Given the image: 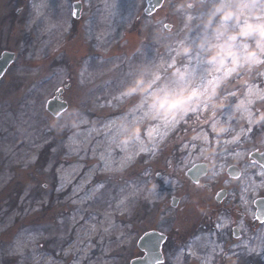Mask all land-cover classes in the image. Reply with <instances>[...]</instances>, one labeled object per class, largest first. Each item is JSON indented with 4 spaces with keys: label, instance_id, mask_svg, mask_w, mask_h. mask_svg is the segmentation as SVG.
Here are the masks:
<instances>
[{
    "label": "clouds",
    "instance_id": "clouds-1",
    "mask_svg": "<svg viewBox=\"0 0 264 264\" xmlns=\"http://www.w3.org/2000/svg\"><path fill=\"white\" fill-rule=\"evenodd\" d=\"M29 3L34 13L29 27L41 18L45 21L38 29L37 67L29 73L37 77L47 56H57L68 48L71 27L49 22L40 5L34 0ZM102 3L105 12L95 45L98 61L92 65L82 58L75 74L78 94L66 111L52 115L46 125L57 136L67 133L66 156L83 160L87 154L93 161L85 173L87 178L74 186L71 204L90 208L97 197H103L106 187L109 190L112 202L102 210L103 219L85 221L87 227L81 226L86 238L100 231L108 233L114 214H130L137 200L151 197L157 185L149 181L137 188L130 174L138 165L155 163L165 149L181 153L191 149L189 160L178 169L169 161L177 175L194 159L206 165L211 177L226 155L239 163L241 157L234 154L245 144L264 146V0H165L164 22L148 21L134 47L123 41L121 48L126 52L117 48L120 42L110 35L109 16L119 0ZM147 43L154 45L152 56L145 54ZM71 79L65 75L63 82ZM14 123L19 138L8 150L15 154L17 146L30 145L21 149L23 155L17 161L26 167L35 162L36 151L50 138L36 143L23 114ZM84 167L74 168L68 183ZM98 176L106 179L96 181ZM198 186L204 187L203 182ZM113 188L117 190L113 192ZM86 189L87 194L82 195ZM37 211L39 206L32 209ZM16 215L20 213L0 224V233L13 226ZM52 235L55 233L20 232L6 256L17 257V264H64L40 251L42 241ZM78 250L79 244L73 243L63 254L67 257Z\"/></svg>",
    "mask_w": 264,
    "mask_h": 264
},
{
    "label": "rangeland",
    "instance_id": "rangeland-1",
    "mask_svg": "<svg viewBox=\"0 0 264 264\" xmlns=\"http://www.w3.org/2000/svg\"><path fill=\"white\" fill-rule=\"evenodd\" d=\"M34 2L43 8L49 22L68 25L72 22L71 8L68 7L66 10L61 3H54L51 0H34ZM167 7L168 5L164 2L163 6L154 14L147 16L144 12L145 0H119L118 7L109 16L111 38L120 42L117 44V48L126 52L125 48H121L123 41L128 42V47H134L137 38L143 35L141 31L143 25L148 21L158 19L162 23L164 22ZM101 15L96 14L94 21H87L84 37L81 26L74 33L71 28L68 36V48L62 50L57 56H47L40 65V75L32 77L29 73L34 67H37L35 57L40 46L38 29L44 26L45 21L41 18L36 25L29 27L34 16L29 0H0V54L5 50L17 54L15 62L7 69L8 71L0 81V184H3V187L0 188V224L7 222L13 213H20L15 216L13 226L0 233V261L2 264H17L18 258L8 257L6 252L14 237L20 232H24L25 235L41 231L55 233L49 239L42 241L43 248L40 251L53 255L64 264H72L73 261H79L80 264H97L88 257L91 254L94 256L98 254L97 252L93 254V250H98L97 244L103 245L105 240L115 241L116 239L133 241L137 237L138 229H135L136 220L134 218L137 211L135 208L140 206L138 204L140 199L136 201L135 208L130 214H114L108 233L100 231L96 236L85 237L81 226L87 227L85 221L99 223V220L103 219L102 210L112 202L109 199V190L106 187L103 190V197H97L90 208L72 205L71 194L74 191V186L79 185L82 179L87 178L85 173H88L93 161L88 158L87 154H84L83 160L66 156L63 145L67 133L57 136L46 128L48 120L52 116L46 109V103L49 98L54 96L59 87H66L68 84V82H63V77L65 75L72 77L69 81L71 87L64 93V97L70 105L72 98L78 94L75 74L82 58H87L92 65L98 61L99 54L95 51L97 31L94 27L91 29L90 23L95 25L98 22L99 24ZM144 51L146 55L152 56L154 45L147 43ZM21 114L28 120L29 131L35 133L36 143L50 138L49 143L44 144L36 151L38 158L35 162L29 163L26 167L17 161L23 155L21 149H28L31 147L30 145L17 146L15 154L8 150L9 146L15 145L19 138L14 121L19 122ZM175 147L178 148L179 145ZM91 151L92 149L89 148L88 154ZM253 151L262 152L264 146L256 142L247 143L234 154L241 157L240 162L236 164L242 168V174L238 179H231L227 183H230L229 187L233 196L239 191L243 206H247V202L250 201L248 206L255 208L253 203L255 199L264 195V168L250 158V153ZM190 153L191 149L185 154L184 164L189 160ZM105 154L110 155L107 152ZM169 154H174L173 148L165 149L155 163L138 165L130 174V179L137 188L149 181L157 185L148 200L142 199V203H146L145 206L148 205L153 209L151 221H158L160 211L167 210L166 206L170 205L174 186L180 184L176 180L184 178L182 172L177 175L176 171L174 174L171 171ZM195 161L192 159L184 167L183 172ZM231 164H233V156L226 155L216 169L215 175L208 176L207 179L221 176L223 182L228 180V175L225 172ZM80 165L85 166L84 171L80 172L71 184L68 183L74 175L73 169L79 170ZM180 166L178 164L176 168L178 169ZM58 169L59 171H57ZM143 173V177L148 178L145 181L142 178ZM158 174H161V177H157ZM104 179L106 178L96 177V181ZM116 190L117 188H113V192ZM87 191L88 189L82 195H86ZM37 206H39V211L32 212V209ZM80 215L84 216L83 220L79 219ZM143 229L144 227L141 231ZM263 232L264 229L261 230L259 236L264 240ZM73 243L79 244V250L74 255L64 256L63 250ZM128 244V248L131 249L134 243ZM252 245L249 249L246 247V253L241 250L242 252L236 253L232 257L242 261V255L247 256L252 253L251 248L256 246ZM239 247L242 248L240 245ZM100 248L104 249V247ZM85 250H87V255L84 254Z\"/></svg>",
    "mask_w": 264,
    "mask_h": 264
},
{
    "label": "flooded vegetation",
    "instance_id": "flooded-vegetation-1",
    "mask_svg": "<svg viewBox=\"0 0 264 264\" xmlns=\"http://www.w3.org/2000/svg\"><path fill=\"white\" fill-rule=\"evenodd\" d=\"M51 1L61 3L66 10L68 7L71 8L72 31L77 32L81 26L83 37L86 34L87 21H94L96 14L105 12L102 0ZM145 1L147 6L148 1ZM90 26L97 31L98 22L95 25L90 23ZM70 87L71 83L68 82L66 87L62 88L61 96L64 100H67L64 97L65 90ZM185 154L179 151H174L173 155L169 154L172 164L175 167L178 164L184 165ZM194 163L182 172L184 180H176L180 184L174 186L170 205L166 206L167 210L160 211L158 221H151L153 209L145 206L146 203H142L140 199L138 201L140 206L135 208L137 209L134 218L135 229H138L136 239L105 240L103 245H96L98 250H93V254L94 252L98 254L88 256L91 261L97 264H132L134 260L137 261L135 264H143L141 261H146L147 264H264V240L259 236L264 229V218L258 217L256 205L255 208L248 206L250 201L247 202V206H243L239 191L233 196L230 183H227L235 179L228 173V168L236 163L227 167L225 173L228 180L224 182L221 176L208 180L207 173L204 176L190 177L187 174ZM236 166L242 173V168L238 164ZM171 171L174 174L172 168ZM143 176L144 173L142 174L144 181L148 179ZM157 177H161V174ZM200 182H203L204 187L198 186ZM149 232L159 233V238H148L146 240L148 247L144 248L143 237ZM258 242L259 245L256 244ZM128 243H134L131 249L128 248ZM159 243L161 244L157 250L156 246ZM252 244L256 245L253 247L255 250L251 248L250 255H242V261L232 257L242 251L246 253V247L249 249Z\"/></svg>",
    "mask_w": 264,
    "mask_h": 264
},
{
    "label": "water",
    "instance_id": "water-1",
    "mask_svg": "<svg viewBox=\"0 0 264 264\" xmlns=\"http://www.w3.org/2000/svg\"><path fill=\"white\" fill-rule=\"evenodd\" d=\"M148 1V6L146 8V13L151 14L153 13L156 9H158L162 4L164 0H147ZM15 58V53L11 51H4L2 55L0 56V79L2 76L5 74L6 69L14 62ZM62 92V89L58 91L57 94ZM68 103L64 101L60 96L56 95L52 98H50L47 102V108L53 115L57 113H62L64 112L67 107ZM255 161L260 163L261 165L264 166V152H259V151H253L250 155ZM205 173H207V168L206 165L199 162L193 165L189 171L188 174L190 177H197L198 175L204 176ZM228 173H230L233 177H239L241 175V170L239 167L235 165H232L228 168ZM258 208V217L263 219L264 218V197L257 198L256 201L254 202ZM159 233L157 232H149L146 234V236L143 237V244L142 246L144 248H147L148 246L146 245V240L148 238H159L158 236ZM159 243L156 246V249L159 250L158 248L160 247ZM159 254V251H158ZM143 264H147L146 261H141ZM137 263L136 260L132 262V264Z\"/></svg>",
    "mask_w": 264,
    "mask_h": 264
}]
</instances>
